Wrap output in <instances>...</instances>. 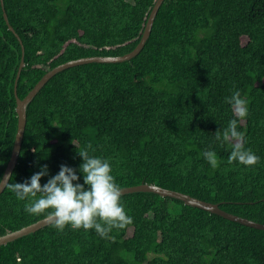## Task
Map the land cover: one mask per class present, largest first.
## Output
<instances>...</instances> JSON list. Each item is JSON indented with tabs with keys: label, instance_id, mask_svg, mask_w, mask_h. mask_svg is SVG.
Masks as SVG:
<instances>
[{
	"label": "trees",
	"instance_id": "obj_1",
	"mask_svg": "<svg viewBox=\"0 0 264 264\" xmlns=\"http://www.w3.org/2000/svg\"><path fill=\"white\" fill-rule=\"evenodd\" d=\"M157 1L3 0L25 48L18 97L64 63L132 52ZM22 56L0 0V177L18 130ZM234 91L247 101L238 131L260 158L254 167L228 164L231 144L215 139L235 118L226 103ZM89 143L121 189L154 185L264 224V0H165L136 57L55 75L28 105L10 182L29 181L46 165L43 185L66 165L83 184L78 150ZM121 199L133 223L110 239L49 225L0 246V264H264L263 230L154 193ZM25 203L7 188L0 195V237L44 219Z\"/></svg>",
	"mask_w": 264,
	"mask_h": 264
},
{
	"label": "clouds",
	"instance_id": "obj_2",
	"mask_svg": "<svg viewBox=\"0 0 264 264\" xmlns=\"http://www.w3.org/2000/svg\"><path fill=\"white\" fill-rule=\"evenodd\" d=\"M226 103L231 105L235 118L222 131L215 133V139L222 144H231L228 164L239 162L254 167L260 158L250 148L245 149V135L238 131V121H243L249 114L247 101L239 91H234L231 97L226 98ZM89 149L95 151L90 143L78 150L83 161L80 165L83 184L79 183L80 177L75 169L61 165L59 173L42 185V178L49 174L45 165L29 181L8 182L6 188L18 200L27 201L25 212L43 216L44 222L60 233L68 227L74 231L94 229L101 238L110 239L109 233L113 229H125L133 220L123 206V191L112 174L109 160L90 155ZM203 156L211 167H218L219 161L214 151L206 150ZM8 178L11 180L12 177ZM4 184V178L0 177V187Z\"/></svg>",
	"mask_w": 264,
	"mask_h": 264
},
{
	"label": "water",
	"instance_id": "obj_3",
	"mask_svg": "<svg viewBox=\"0 0 264 264\" xmlns=\"http://www.w3.org/2000/svg\"><path fill=\"white\" fill-rule=\"evenodd\" d=\"M164 1L165 0H158L157 3L155 4V6H154V8H153V10L149 16V19H148L144 34L141 38V41L138 44V46L132 52H130L124 56H118V57H101V56H99V57H88V58H81L78 60H73V61L64 63V64L52 69L48 73H46L45 76L33 88V90L24 99H20L18 97L17 87H18V81H19L21 72L25 66V62H24L25 48L23 46V43H22L19 35L15 33L14 28L10 25L8 15L4 9V2H3V0H1L5 21L8 25L9 30L11 32H13L16 35V37L19 39V41L22 45L23 56H22V61H21L20 67H19V71H18V75H17V79H16V84H15V96H16V100H17L16 110L18 113V130H17V134H16L14 148L12 150V156H11V159L8 163L6 170H5V173L3 175V178L5 180V184L3 187H0V195L6 189L7 183L10 182L8 177L9 176L12 177L14 169L16 168V166L18 164V160H19V156H20V152H21V148H22V144H23V140H24V135H25V131H26V125H27V108H28V105L33 101L35 96L38 94V92L48 83V81L50 79H52L58 73L63 72L64 70H67V69H70L73 67H77V66H82L85 64H91V63H123L126 61H130L131 59L136 57L142 51V49L145 47V44L151 35L156 16H157L162 4L164 3ZM122 191H123V195L134 194V193H154V194L160 195L161 197H170V198L178 199L187 205L208 211L212 214L219 215V216H221L227 220H230L232 222H236V223H239L241 225H244V226H247L250 228H254V229L264 231V224H260V223H257V222H254V221H251L248 219H244V218H241V217L233 215V214H230L228 212L223 211L219 207V205H217V204L204 202V201H201L199 199L193 198L191 196L182 194L180 192L171 191V190L163 189L161 187H157L154 185H147V184H142V185L130 187V188H124V189H122ZM49 225L50 224L45 223L44 219H43V220L38 221L35 224L27 226L21 230L16 231V232L8 233V234L0 237V246L6 245L10 242H13V241L19 239V238L33 234V233L39 231L40 229H42L46 226H49Z\"/></svg>",
	"mask_w": 264,
	"mask_h": 264
},
{
	"label": "rangeland",
	"instance_id": "obj_4",
	"mask_svg": "<svg viewBox=\"0 0 264 264\" xmlns=\"http://www.w3.org/2000/svg\"><path fill=\"white\" fill-rule=\"evenodd\" d=\"M132 234V231H130V235Z\"/></svg>",
	"mask_w": 264,
	"mask_h": 264
}]
</instances>
